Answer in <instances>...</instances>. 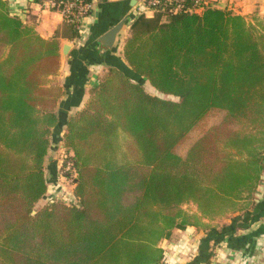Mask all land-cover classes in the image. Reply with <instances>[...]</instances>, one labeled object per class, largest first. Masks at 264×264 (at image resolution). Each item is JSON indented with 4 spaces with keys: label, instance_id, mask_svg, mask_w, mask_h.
I'll return each mask as SVG.
<instances>
[{
    "label": "trees",
    "instance_id": "1",
    "mask_svg": "<svg viewBox=\"0 0 264 264\" xmlns=\"http://www.w3.org/2000/svg\"><path fill=\"white\" fill-rule=\"evenodd\" d=\"M78 35L64 20L42 38L0 0V264H160L173 230H215L204 220L238 221L254 208L264 169V18L215 6L134 16L122 43L128 68L106 66L68 116L56 173L48 153L62 89L45 82L59 68V38ZM214 108L224 115L180 152ZM48 160L52 180L75 172L72 203L52 193L35 208L48 191Z\"/></svg>",
    "mask_w": 264,
    "mask_h": 264
},
{
    "label": "crops",
    "instance_id": "2",
    "mask_svg": "<svg viewBox=\"0 0 264 264\" xmlns=\"http://www.w3.org/2000/svg\"><path fill=\"white\" fill-rule=\"evenodd\" d=\"M4 1L9 14L33 26L42 38L52 37L56 28L64 22L60 13L42 9L36 0ZM145 1L92 0L91 12L80 20L78 37L71 40L59 38V68L45 82L47 86L56 85L62 89L55 106L60 123L57 134L59 143L62 142L64 122L70 114L85 105L89 90L98 83L106 66L123 70L128 68L122 43L134 16L139 13L147 16L153 14V11L146 9ZM208 4L244 16L253 12L264 15V0H208ZM124 17L125 25L117 34L112 48H103L98 41L99 36ZM66 41L73 43V46L62 57L61 46ZM55 129L52 127L51 131ZM59 166H55L56 173ZM59 176L61 174L49 182H54ZM51 188L49 184V195H56ZM254 201L253 209L240 216L238 221L229 219L223 228L207 232L194 227L173 230L171 238L160 243L166 255L160 264H264V169Z\"/></svg>",
    "mask_w": 264,
    "mask_h": 264
},
{
    "label": "rangeland",
    "instance_id": "3",
    "mask_svg": "<svg viewBox=\"0 0 264 264\" xmlns=\"http://www.w3.org/2000/svg\"><path fill=\"white\" fill-rule=\"evenodd\" d=\"M253 16H257L259 18H264V15L262 14H258L257 12H253L251 14H248L247 16H245L248 20H250ZM145 84V88L147 91L151 92V93H156L159 94L157 91H155L150 85ZM165 97H169V98H174L172 96H165ZM175 99V98H174ZM224 115V111L221 109H211L209 110L200 121H198L195 126L189 131L187 132V134L182 138L181 142L178 145V150L180 152H183L186 147L189 145L190 142H192L196 137H198L199 135H201L204 131H206V129L213 123H216L222 116ZM52 132V131H51ZM125 140V136L123 135V133H120L119 138H117V143L120 145H123V141ZM50 143H51V150L48 153L49 159L50 161H54V166L61 164L62 163V157L64 154V149L62 146V142H58V139L56 141L52 140L50 138ZM52 158V159H51ZM52 165H49V160L46 162V175H47V182H48V186L49 184L52 185L51 191H55L56 195H54V197H51L49 194V190L46 194V196L42 199H40L36 204H35V208H39L41 205H43L46 202V197H51V198H55L61 201H70L68 203H72L71 200H69L70 198H72V189H71V185L67 184L62 176H59L57 180H55L54 182H49L50 181V177H49V172L50 169L53 168L50 167ZM50 167V168H49ZM68 196V197H67ZM70 197V198H69ZM182 208L185 209L188 213H194L196 212V206L195 204H193L192 202H185L182 204ZM231 217L230 216H224V217H220V218H215L213 220H204L205 222L209 223L210 225L215 226L216 228H220L222 224L227 223L229 221ZM205 232V230H203Z\"/></svg>",
    "mask_w": 264,
    "mask_h": 264
},
{
    "label": "built area",
    "instance_id": "4",
    "mask_svg": "<svg viewBox=\"0 0 264 264\" xmlns=\"http://www.w3.org/2000/svg\"><path fill=\"white\" fill-rule=\"evenodd\" d=\"M36 2L44 10L60 13L63 20L72 23L78 31L80 20L87 16L92 9V0H36ZM145 3L146 9L149 11H154L157 6H161L168 8L172 13L201 12L206 6H210L208 0H146ZM69 170H71V163L67 161L63 171ZM61 176L72 188L75 172L71 171L67 175L61 173Z\"/></svg>",
    "mask_w": 264,
    "mask_h": 264
},
{
    "label": "water",
    "instance_id": "5",
    "mask_svg": "<svg viewBox=\"0 0 264 264\" xmlns=\"http://www.w3.org/2000/svg\"><path fill=\"white\" fill-rule=\"evenodd\" d=\"M126 17L119 20L117 23L112 25L108 30H106L101 36H99L98 41L100 45L103 46L105 49H110L114 45V42L116 40L117 34L122 30L123 26L125 25ZM73 46V43L71 42H64L61 46V55L62 57H65L70 50V48Z\"/></svg>",
    "mask_w": 264,
    "mask_h": 264
}]
</instances>
